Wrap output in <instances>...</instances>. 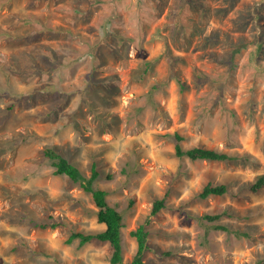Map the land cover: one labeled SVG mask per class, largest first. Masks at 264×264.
Returning a JSON list of instances; mask_svg holds the SVG:
<instances>
[{"label":"rangeland","instance_id":"1","mask_svg":"<svg viewBox=\"0 0 264 264\" xmlns=\"http://www.w3.org/2000/svg\"><path fill=\"white\" fill-rule=\"evenodd\" d=\"M50 149L97 164L123 263L150 221L143 264H264V0H0V264H116L69 242L106 225Z\"/></svg>","mask_w":264,"mask_h":264},{"label":"trees","instance_id":"2","mask_svg":"<svg viewBox=\"0 0 264 264\" xmlns=\"http://www.w3.org/2000/svg\"><path fill=\"white\" fill-rule=\"evenodd\" d=\"M149 68V64L146 65V70ZM178 143L176 145V152L178 155H188L192 159H211V160H227L232 159L233 156L228 153L205 146L192 147L184 150L180 144L182 136L177 134ZM50 157L54 160L56 166V172L68 175L72 180L79 182L80 185L88 192L92 193L94 201L98 206V219L100 222L105 223L106 227L98 232H84L73 231L69 237V242L78 238L81 244H85L93 239L101 241H108L113 247V253L111 256L112 263L121 264H143L144 253L148 247L147 237L149 235V224L142 223L132 234L136 237L138 242L137 251L133 259L128 263H123V227H124V214L115 206L109 203L107 199L108 191L105 188L95 185V181L100 177L97 164L94 163L92 171L89 176L83 174L80 168L71 162L68 158L62 154L50 149L48 151ZM264 187V174L259 175L252 184L253 190H259ZM227 185L225 183H213L209 182L204 186L200 195L202 197H208L210 195H222L227 191ZM165 206V197L157 199L154 203L152 210L153 214L160 211ZM219 214H206V218L215 220L219 217ZM54 223L53 225H55ZM45 225V224H44ZM216 227L226 228L223 225L215 224ZM65 264V263H61Z\"/></svg>","mask_w":264,"mask_h":264}]
</instances>
